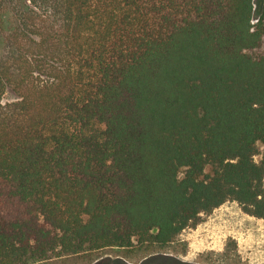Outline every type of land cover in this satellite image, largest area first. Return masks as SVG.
Here are the masks:
<instances>
[{
	"label": "trees",
	"instance_id": "16d2710c",
	"mask_svg": "<svg viewBox=\"0 0 264 264\" xmlns=\"http://www.w3.org/2000/svg\"><path fill=\"white\" fill-rule=\"evenodd\" d=\"M259 144L264 0H0V264L264 218Z\"/></svg>",
	"mask_w": 264,
	"mask_h": 264
},
{
	"label": "rangeland",
	"instance_id": "374dc122",
	"mask_svg": "<svg viewBox=\"0 0 264 264\" xmlns=\"http://www.w3.org/2000/svg\"><path fill=\"white\" fill-rule=\"evenodd\" d=\"M14 97L8 91L3 99ZM258 148L256 161L261 160L264 147L259 144ZM159 252L202 264H264V221L244 212L237 201L228 200L210 213L202 214L196 225L185 228L180 239L166 247L145 244L107 248L58 258L47 264H102L106 258L118 255L137 263L146 255Z\"/></svg>",
	"mask_w": 264,
	"mask_h": 264
},
{
	"label": "crops",
	"instance_id": "0c3cea01",
	"mask_svg": "<svg viewBox=\"0 0 264 264\" xmlns=\"http://www.w3.org/2000/svg\"><path fill=\"white\" fill-rule=\"evenodd\" d=\"M255 217V216H254ZM256 219H258V220H262V221H264V218H258V217H255ZM181 234H182V232H181ZM180 234V235H181ZM251 243V242H250ZM186 261H188V260H186ZM191 262H193V261H191ZM195 262V261H194ZM196 263H198V264H202V263H200V262H196Z\"/></svg>",
	"mask_w": 264,
	"mask_h": 264
}]
</instances>
